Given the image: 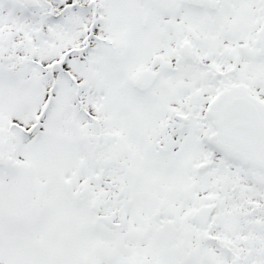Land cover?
<instances>
[{
	"label": "snow or ice",
	"instance_id": "1",
	"mask_svg": "<svg viewBox=\"0 0 264 264\" xmlns=\"http://www.w3.org/2000/svg\"><path fill=\"white\" fill-rule=\"evenodd\" d=\"M0 264H264V0H0Z\"/></svg>",
	"mask_w": 264,
	"mask_h": 264
}]
</instances>
